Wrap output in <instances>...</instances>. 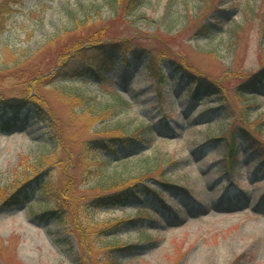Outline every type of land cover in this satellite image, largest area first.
Here are the masks:
<instances>
[{
  "label": "rangeland",
  "instance_id": "374dc122",
  "mask_svg": "<svg viewBox=\"0 0 264 264\" xmlns=\"http://www.w3.org/2000/svg\"><path fill=\"white\" fill-rule=\"evenodd\" d=\"M120 1L119 11L127 5L136 18L117 13L112 20L105 0H0V93L13 104L37 99L42 117L52 116L39 118L29 108L19 122L8 117L10 131L0 127V205L2 195L42 170L40 183L29 182L30 203L0 206V264H264V157L241 137L239 160L229 170L228 144L216 142L222 136L232 142L246 129L264 151V82L257 93L247 87L264 75V0ZM82 9L90 10L88 27L111 29L101 42L129 38L145 58L131 54L127 63L125 51L109 55L82 45L77 61L102 66L101 80L87 74L49 84L20 81L40 62L46 72L55 68L48 60L57 35ZM174 60L206 82L217 80L223 97L193 99L194 86L178 80ZM149 63L155 73L166 72L165 82ZM115 96L131 107L120 108ZM83 99L115 106V118L108 113L102 126L146 128L144 152L125 160L84 150L80 142L105 127L85 132L83 122L71 125ZM56 133L65 141L60 147L53 146ZM48 143L55 152L67 147L62 162L46 156ZM88 155L90 177L76 160ZM142 174L154 193L120 208L90 207L103 183ZM53 208L61 221L40 218Z\"/></svg>",
  "mask_w": 264,
  "mask_h": 264
},
{
  "label": "trees",
  "instance_id": "16d2710c",
  "mask_svg": "<svg viewBox=\"0 0 264 264\" xmlns=\"http://www.w3.org/2000/svg\"><path fill=\"white\" fill-rule=\"evenodd\" d=\"M106 4L114 9V16L112 17V20L116 19L117 13H119L118 17H122L123 15L127 17H133L136 18V14H129V11L131 10L129 6H125L123 9V12H120L119 8L121 1L120 0H105ZM99 11V10H98ZM90 10L79 11L77 15L72 14L70 16L69 21V28L65 29L62 34L57 35V46L55 49H53L50 52L49 60L48 62H51V60L54 58V64L55 68L53 70H48L47 72L42 68L44 65L40 62L38 64L36 70H34L32 73L25 74V77L19 78L20 81L25 80L26 84L31 83H41V84H49L53 82H59L61 79L65 80H71V79H77L86 76L87 74H92L93 77L97 80H101L103 78V68L102 66H96V67H90V66H83L81 65L77 59L81 56V54L84 52L81 47L82 45L89 46L92 48H98L101 51H105L107 54H117L119 52L125 51V60L127 63H130L131 60V54L134 55L135 59L141 60L145 58V54L143 50L139 49H132V42L130 43V39H124L120 40L119 44L116 42H113V39L109 42L100 41L102 37H107L110 35L111 29H104V27L97 28V25L92 24V26L88 27L90 23H93L89 20L88 13ZM121 13V14H120ZM98 17L99 13L97 14ZM110 19V21H112ZM101 21V20H98ZM97 21V22H98ZM86 25V27H85ZM66 35L65 38L71 39L72 42L66 43L63 38V36ZM135 37V35H133ZM114 39L115 36H112ZM108 38H111L109 36ZM87 44V45H86ZM88 49V48H87ZM177 63L176 60L171 63V65L174 67L175 72L180 73L178 75V80L180 82L184 81L187 84L193 85L194 87L190 90V93H193V98L197 101H201L205 98L206 101H209L208 97H212L215 94H221L223 97L222 88H218L217 80H215L213 77L208 76L205 81L204 78L200 77L199 75H196L192 72L189 68H182L180 65H175ZM150 69L152 71V74L155 75V79L157 78L160 83L166 81V72L164 71H157L155 73L154 68L150 65ZM193 67V66H191ZM49 72H52L51 75H47ZM256 74L253 76V85L250 84L247 87L252 93H257L258 90L256 88V85L258 83L264 82V75ZM262 75V76H261ZM196 89L194 90V88ZM245 93V92H242ZM219 98V96H218ZM35 99V98H34ZM11 100L7 97H4V94L0 93V121L6 120L5 124H0V127L6 131H10L14 128V124L12 122L7 123L8 117L16 118L19 122V119L21 116H23V113H25L26 110L31 108L34 112L37 113L39 118L42 119H51L52 116L42 117V111L38 110L37 104L38 100L35 99V102L31 100H26L25 102L13 104L10 102ZM113 101L118 104V106L122 109H128L130 108V105L128 102L121 97H114ZM81 117L75 115V113H72L71 116L72 121L70 122L71 125L74 124H80L79 122H83L84 131L87 132L88 130L95 129L98 127V125L103 124V121L108 116V113L114 114L113 117L115 118V106L111 105H98L97 102H93L89 99H83L81 101ZM36 108V109H35ZM33 111H31L33 113ZM100 121V122H99ZM107 120H105L106 122ZM16 122V121H15ZM17 122V123H18ZM1 123V122H0ZM130 125V124H129ZM102 127H105L103 125ZM99 130V129H98ZM96 131L95 136H90L89 139L84 140L80 143L83 144V149L88 150L89 154L93 153H108L109 158L113 159V157L122 156V159L129 160L134 156H137L139 153H143L148 145V134L146 132V128L143 126L133 127L130 128V126H127L126 124H122L120 121H117L116 124L113 127H105L101 129L100 131ZM256 133V132H254ZM258 134V132H257ZM55 142L53 143V146L56 145V147H60L62 143H65L64 138L56 133ZM253 135V134H252ZM255 135V136H254ZM253 137L250 136V134L245 129L244 131H241V135L238 136L237 134H234L232 138V142H230V138L227 137H219L216 139V142H223L229 149V154H227V158L224 159V163H226L229 170H233L236 166V162L239 160V150H238V139L241 137L246 140L247 142H250L252 147L261 154L262 157H264V151L262 150L260 145V140L254 134ZM256 137V138H254ZM49 139H53V135L51 137L49 136ZM58 140V141H57ZM260 141V142H259ZM74 143H77L76 141ZM52 146V143H48L46 145L47 147V155L52 158V160H57L58 162H62L65 159V156H61L63 153L66 155L68 152L67 147L59 148L60 150L55 152L54 148ZM60 153V156L58 154ZM83 154H87L84 153ZM90 158V155H88ZM88 157H85L84 159L78 158V165L79 166H85L86 168V176L90 177L91 171L89 169V163L91 162V158L93 159V156L89 159ZM70 160V159H69ZM54 162V163H57ZM74 162L73 160H70ZM53 164V163H52ZM76 164V162H74ZM51 165V164H50ZM41 171H39L38 168H35V174L33 173L28 174L26 178L19 184L15 186L13 191L9 195H2V201H1V208L3 210H10L12 208H15L17 206L25 205L27 203H30L33 199L34 192L31 193V189H29V182H37L40 183L41 181ZM148 175L144 176V174L138 176L136 179L127 180V181H118L114 180L109 184H104L103 187H101V191H98V195L96 198H94L90 203V207L92 206L95 210L99 209H105V208H115V207H122L124 203L127 201H131L132 199L140 200L141 197H145L147 194H152L154 191H152L151 188L146 187L145 183L148 179ZM146 179V180H144ZM150 179V178H149ZM143 180V181H142ZM163 185L168 186L166 183L161 182ZM46 186V185H45ZM169 187V186H168ZM167 187V188H168ZM44 188V187H43ZM43 188H41L43 190ZM46 188V187H45ZM103 188V189H102ZM156 201L161 202V199L157 195H155ZM163 203V201H162ZM165 204V203H163ZM79 206H77L78 209ZM165 207V205H164ZM166 208V207H165ZM57 208H53L52 210H46L42 213L40 218L44 219H56L61 221L63 218V215H60V213L57 212ZM143 218H149V217H143ZM130 246L124 247V249H128ZM118 249V247H117ZM122 250V248H120Z\"/></svg>",
  "mask_w": 264,
  "mask_h": 264
}]
</instances>
